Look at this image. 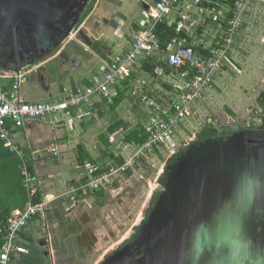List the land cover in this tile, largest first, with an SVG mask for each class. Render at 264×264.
<instances>
[{
    "label": "crops",
    "instance_id": "obj_1",
    "mask_svg": "<svg viewBox=\"0 0 264 264\" xmlns=\"http://www.w3.org/2000/svg\"><path fill=\"white\" fill-rule=\"evenodd\" d=\"M111 2L102 6L101 12L99 9L97 16L91 21L84 22L79 27L78 31L84 32L88 40L81 37V42L76 45L77 50L70 49L71 45L60 47L56 56L35 67L34 78L28 77L29 75L24 76L20 92L25 101L30 103L60 101L64 89L74 91L81 85H88L93 74L106 70L113 56L132 47L134 29L148 22V10L153 0L143 2L144 13L141 17L136 16L134 20H131L129 7L123 6L121 0ZM106 19L120 22L118 28L106 25L104 23ZM195 42L203 47L199 39ZM197 49L201 50L200 47ZM73 58L76 59L75 62L72 61ZM230 58V64L228 63L226 68L213 78V89L206 102L208 109L199 108L194 118L178 129L176 141L182 143L192 138L199 130L209 129L211 119L215 124L225 127L239 122L250 107L258 106L260 94L264 93V0H256L251 5ZM54 61L59 68L56 73L45 67ZM133 73L138 83H143L144 89L146 88L150 95L166 100L173 96L174 80L181 84L177 78H172L171 70L162 66L152 72L137 68ZM2 74L11 76L7 72ZM11 81L5 76L1 79L5 86H11ZM33 92L39 100L33 99ZM121 97L118 104L113 103L111 106L107 105L105 100L96 97L97 121L93 118L70 124L63 117L59 122L47 118L29 122L16 133L19 145L24 147L32 158L31 171L39 187L38 194L53 198V202L50 209V225L48 223L50 240L39 241L43 262H39L36 256L31 257V251L26 245L34 236L38 237L34 229L35 225L32 224L33 226H29L23 233L21 242L29 250V254L15 258L12 264L86 263L89 258H93V255L90 257L88 255L92 254L99 238L98 228H90L84 232L92 212L100 214L107 227H114L107 234L105 233L102 241L104 243L111 242L114 235L122 232V227L129 221H139L136 211L125 216L123 209L131 196L126 193L127 186L136 180L138 186L141 184L145 186L136 175L118 178L104 190L105 198L100 200L101 202H98V193H96L98 195H88L89 191L83 188L88 181L83 175V167L87 163L99 167L98 174H101L103 168H107L121 158L115 157L110 150L111 137L119 138L125 134L128 141L136 143L142 139L140 125L146 119V107L136 104L131 92H124ZM53 147L57 148V156L50 152ZM163 153L158 151L156 156L159 155L163 159ZM152 164L148 165L149 172ZM9 167L13 172L12 162L9 163ZM127 183L128 185H125ZM76 189L79 190L81 199L77 207L69 211L68 194ZM150 195L152 196V192ZM62 217L67 219L65 226L62 222L58 223ZM107 227L102 230L107 231ZM71 240H74L80 249L79 258H73L71 250H67V242Z\"/></svg>",
    "mask_w": 264,
    "mask_h": 264
},
{
    "label": "built area",
    "instance_id": "obj_2",
    "mask_svg": "<svg viewBox=\"0 0 264 264\" xmlns=\"http://www.w3.org/2000/svg\"><path fill=\"white\" fill-rule=\"evenodd\" d=\"M254 1L153 0L148 10V22L133 33L132 47L113 56L106 70L93 74L88 85H81L74 91L64 89L60 101L27 102L20 92L25 74L7 76L0 71V140L4 148L18 158L21 183L27 193L26 205L13 210L0 226V264H12L15 258L29 254L21 243L23 233L37 221H42L46 231L43 240H50L47 218L53 198L45 195L37 201L39 187L31 171L32 158L19 145L16 133L29 122L47 118L59 122L63 117L70 124L96 118V97L111 106L122 93L131 92L136 104L146 107V119L140 125V136H147V140L138 144L128 141L125 134L119 138L111 137L110 150L115 157L123 158L125 163L121 166L110 164L108 170L101 174H98L99 167L87 163L83 167V175L88 181L83 188L85 191L107 189L131 171L132 175L149 184L152 194L159 193L163 189L167 163L208 134L209 129H203L182 143L176 141L178 129L194 118L199 108H207L206 100L213 89V78L230 64V55ZM159 25L175 30V36L166 48L156 32ZM78 32L73 36H78ZM196 39L203 47L195 42ZM194 47L201 50L196 51ZM152 59L157 65L166 64L172 71V78L181 82L179 84L174 80L171 99L150 95L144 89V84L138 83L133 75L137 68H143ZM4 76L12 80L11 86L3 85L1 79ZM212 124L215 125L214 122ZM235 125L242 129L264 127V109L251 108L239 122L226 127ZM158 151L164 152V163L157 171L155 181L151 182L148 165L157 160ZM167 151L169 156L166 155ZM50 152L58 155L55 147ZM78 191L76 189L68 194L69 211L76 208L81 199Z\"/></svg>",
    "mask_w": 264,
    "mask_h": 264
},
{
    "label": "water",
    "instance_id": "obj_3",
    "mask_svg": "<svg viewBox=\"0 0 264 264\" xmlns=\"http://www.w3.org/2000/svg\"><path fill=\"white\" fill-rule=\"evenodd\" d=\"M92 2L0 0V71L34 78L60 47L77 50L88 37L73 34ZM209 122L208 134L228 135L195 142L168 163L145 221L100 264H264V127Z\"/></svg>",
    "mask_w": 264,
    "mask_h": 264
},
{
    "label": "rangeland",
    "instance_id": "obj_4",
    "mask_svg": "<svg viewBox=\"0 0 264 264\" xmlns=\"http://www.w3.org/2000/svg\"><path fill=\"white\" fill-rule=\"evenodd\" d=\"M112 0H106L105 2L103 0H97L96 3L93 6V11L92 13L88 16V18L84 21V22H88L91 21V19L93 17H96V13H98L99 9L106 5H109V3ZM144 1H148V0H121V2L123 3V6L125 7H129L130 9V14H131V20H134V18L136 16L141 17V14L144 13V9H143V2ZM151 1V0H149ZM104 2V4H103ZM113 3V2H111ZM102 9H100L99 12H101ZM120 23V22H119ZM125 25V23H124ZM81 27V26H80ZM75 35V34H74ZM47 69H50L53 71V73H56L59 68L57 65V62H50L47 66H45ZM27 80V78H26ZM34 98L35 100H39L36 97L35 92H33ZM210 104V103H208ZM208 109V105L207 108ZM251 109V107L249 108ZM248 112V110H247ZM98 116V115H97ZM96 116V120H98V117ZM208 117L205 116V120ZM224 133L218 132V133H210V134H205V136L203 138L207 139V138H219L221 136H223ZM196 140V138H195ZM169 152H166V155L169 156ZM158 158V160H156L151 167L150 170V177H151V182L155 181V178L157 176V171L161 168V166L163 165L164 161L160 158L159 155L156 156ZM166 166V165H165ZM164 167V166H163ZM164 172H166L165 167L163 169ZM138 181L136 180L135 182H133L132 184L127 186L126 189V193L128 195L131 194L130 199L127 200V204H124V212H125V216H128L131 212L136 211V217L137 220H139L138 222L136 221H129L128 223H126L124 225V227H122V232H118L117 235H114L113 240L111 242H102L104 240V236L107 234V232L109 230H111L114 227H107V223H105L104 221H102V218H100V214H96V213H91L90 216L88 217L87 223H89L87 226L84 227V232L89 230L90 228H98L97 230V234H98V241L96 243V246L93 248L94 250L92 251V254L90 253L88 256L90 257V255H93V258H89V260L84 263V264H100L105 257H107L109 254H111V252L117 250L120 246H122V243H124L125 240L130 239L132 237V233L135 230V227H137L138 225L141 224V219L144 217L145 215V211L147 210V208H150L151 206V198L152 196L150 195V193L152 192L149 184L146 182L145 186L143 184L138 186ZM146 187V188H145ZM132 190H134L132 192ZM147 213V212H146ZM51 212L49 210L48 212V223L50 225L49 222V218H51ZM62 220H60L58 223L62 222L63 226H65L67 224V219L65 218H61ZM101 219V220H100ZM115 224V223H114ZM113 224V226H114ZM33 225H35L34 229L36 230L37 236L32 238L28 244L26 243L27 247L29 248V250L31 251V257L32 256H36L37 260L39 262H43V254L40 250L39 247V241L41 239H43L46 236V231L42 226V221H37L35 222ZM32 225V226H33ZM135 225V227H134ZM109 226V225H108ZM107 227V231H103L102 228ZM51 232L54 231V229L52 228V226L50 227ZM106 233V234H105ZM97 234H95V237L97 238ZM100 240V241H99ZM67 250H71L73 255V258L78 257L79 258V253H80V249L77 247L76 243L74 242V240H71L69 242H67ZM108 254V255H107ZM97 256V258H96ZM96 258V259H95ZM82 262V261H81Z\"/></svg>",
    "mask_w": 264,
    "mask_h": 264
},
{
    "label": "trees",
    "instance_id": "obj_5",
    "mask_svg": "<svg viewBox=\"0 0 264 264\" xmlns=\"http://www.w3.org/2000/svg\"><path fill=\"white\" fill-rule=\"evenodd\" d=\"M96 1L97 0H93L92 4H90V6L88 7L87 11L83 15V17L80 20L77 27H80L84 23V21L88 18V16L92 13L93 6L96 3ZM134 30L136 31V30H138V28H135ZM156 32L162 38L164 48L167 47L168 43L175 36L174 28L168 27L166 25H159L156 29ZM194 49L196 51L199 50L196 47H194ZM202 53H203V51H202ZM161 66L164 69L167 68L168 70H170V68L164 63L157 65L154 59L147 62L146 65L143 67V69H146V70L152 72L155 68H158ZM121 99H122V97L120 95L118 98L115 99L114 105L118 104L121 101ZM206 102H207V100H206ZM211 102H213V100ZM253 108L254 107H252V109ZM256 108L257 109L258 108L264 109V93L260 94L258 106ZM224 135H228V134L224 133ZM203 137L199 141L206 140ZM136 139H137V136H136ZM146 140H147V136L142 135V139L138 140L137 143L142 144ZM184 151L185 150H182L179 155H181ZM179 155H177V156H179ZM176 157L172 158L170 160V163L174 162ZM10 162H12V164H13V168H14L13 172H12L11 168L9 167ZM18 163L19 162H18V159L16 158V156L11 154L7 149H5L1 140H0V226L4 223V221L6 220V217H8L13 210H15L17 208L18 209L23 208L27 203V193L21 187L22 186L21 185V176H20L19 169L17 168ZM124 163H125V160L122 158H119L118 160H116V162H114V165L121 166ZM108 167L103 168V171H101L100 173L107 171ZM128 175L131 176L132 172L129 171L127 173V176ZM104 190H105V188H100L99 190H96V191H89L88 195L89 194L90 195H92V194L98 195L99 194L97 198H99L98 202H101L100 200H103L105 198V194H104L105 191ZM96 193H98V194H96ZM158 196H159V193H153L152 194V198H151L152 200L150 202L151 207L147 208V210H146L147 214L151 210L152 206L156 203ZM39 199H40V195L38 194L37 201ZM146 216L147 215H144V217H143L144 221H145ZM138 226L135 228V230L138 229ZM129 240L130 239L125 240L124 243H122V245L127 243ZM1 246H2V234L0 233V248H1Z\"/></svg>",
    "mask_w": 264,
    "mask_h": 264
},
{
    "label": "flooded vegetation",
    "instance_id": "obj_6",
    "mask_svg": "<svg viewBox=\"0 0 264 264\" xmlns=\"http://www.w3.org/2000/svg\"><path fill=\"white\" fill-rule=\"evenodd\" d=\"M179 154H180V153H179ZM179 154H178V155H179ZM140 221H141V223H142V222L144 221V219L142 218Z\"/></svg>",
    "mask_w": 264,
    "mask_h": 264
}]
</instances>
